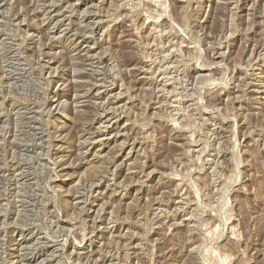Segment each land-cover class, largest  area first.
Returning a JSON list of instances; mask_svg holds the SVG:
<instances>
[{"label": "rangeland", "instance_id": "rangeland-1", "mask_svg": "<svg viewBox=\"0 0 264 264\" xmlns=\"http://www.w3.org/2000/svg\"><path fill=\"white\" fill-rule=\"evenodd\" d=\"M0 264H264V0H0Z\"/></svg>", "mask_w": 264, "mask_h": 264}]
</instances>
